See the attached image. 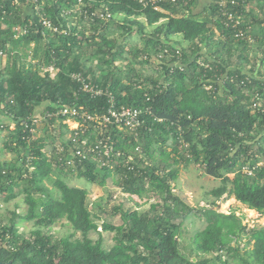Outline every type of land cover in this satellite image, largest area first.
I'll list each match as a JSON object with an SVG mask.
<instances>
[{
    "label": "trees",
    "instance_id": "trees-1",
    "mask_svg": "<svg viewBox=\"0 0 264 264\" xmlns=\"http://www.w3.org/2000/svg\"><path fill=\"white\" fill-rule=\"evenodd\" d=\"M36 1L47 19L61 28L69 26L70 32L42 36L43 29L29 26L24 38L14 40L15 28L27 26L31 18L36 22L37 17L29 0H0V11L6 12L0 14L5 25L0 30V47L13 53L5 63L0 59V126L8 131L4 148L11 153L10 161H0V195L5 204L23 195L26 206L24 214L12 211L9 220L0 216V262L228 264L222 259L224 253L235 264H264V227L246 228L234 213L192 208L171 188L178 177L174 165H199L204 175L219 181L208 192L214 199L212 206L226 195L264 219V80L243 68L254 47L261 49L260 62H264V0H236L234 6L227 1L225 9L234 20L240 17L237 28L245 35L239 39L232 27H224L218 0H211L202 11L195 8L199 0L165 3L161 11L143 8L136 0H83L93 11L108 12L111 19L107 22H73L63 17L61 11L76 0ZM249 5L255 11L248 10ZM113 26L122 37L138 34L142 48L126 51L124 43L109 42L104 34ZM147 27L152 31L147 32ZM214 31L220 37L217 43L212 42ZM213 46L216 49L211 52ZM117 62L125 63L124 68ZM141 66H152L154 74H143ZM49 67L55 73L44 70ZM73 72L109 92L117 108L149 106L152 110L153 118L145 117L136 139L115 129L110 133L115 150L122 153L112 168L99 167L92 160L75 162L71 168L53 152L47 156L48 142L67 146L64 135L69 131L62 123L66 118L43 122L35 135L25 128L37 110L76 105L90 114H101L106 109L105 97L90 99L76 92L78 87L69 78ZM39 128L44 135L39 136ZM95 136L90 127L86 137L92 141ZM167 141L174 155L171 164L167 163ZM155 151L160 159L153 156ZM243 167L251 175L244 174ZM68 176L103 190L109 183L120 191L121 200L115 201L107 191L90 201L85 190L67 185ZM143 194L152 200L138 209L124 198H142ZM191 214L204 218L206 226L194 235L190 248L182 251L181 228ZM16 220L32 222L33 229L28 235L19 233ZM62 220L73 233L55 238L50 228ZM98 228L113 234L109 249ZM77 233L79 238H75ZM91 233L98 235L96 240L90 238ZM242 235L252 243L243 254L231 244Z\"/></svg>",
    "mask_w": 264,
    "mask_h": 264
},
{
    "label": "built area",
    "instance_id": "built-area-1",
    "mask_svg": "<svg viewBox=\"0 0 264 264\" xmlns=\"http://www.w3.org/2000/svg\"><path fill=\"white\" fill-rule=\"evenodd\" d=\"M33 6V12L37 17V21L34 18L28 19L27 26L16 27L12 37L14 40L24 38L28 34V27L34 26V28H41L42 36L45 33L50 35H63L67 36L70 32L69 26L67 28H61L54 25L42 11H40L36 0H29ZM192 0H136L143 8L150 7L154 11H161L160 6L162 4H187ZM227 1L230 5H235L236 0H218L219 12L224 18L223 25L225 28L232 27L235 30L234 37L236 39L243 38L245 34L237 27L240 24V17L234 20V16L231 12L225 9ZM211 2V0H210ZM13 5H17L14 1ZM62 16L71 18L73 22L80 19L89 22L104 21L107 22L111 19V15L106 11L91 10L87 7L83 0H76L75 5L69 6L61 11ZM0 14L5 16L6 12L1 10ZM3 17L0 21V30L5 28L3 24ZM250 30L248 28L247 32ZM248 41L250 38L248 37ZM8 47L1 49L0 47V59L3 61L7 56H11L13 53H7ZM180 57L179 51H176V58ZM29 59V58H28ZM179 66V63L174 64ZM50 74L55 73L53 67L44 69ZM71 81L77 85V93L87 95L90 99L99 97H105L107 107L101 113H89L82 107L76 105H62L56 106L54 111H43L40 114H35L31 120L30 125H25L28 128V133L31 135L37 134V127L41 126L43 122L55 119L58 117L66 118L62 123L67 126L69 133H67L66 140L68 141L67 146L57 144L51 152L57 157L58 161L65 164L67 167L74 168L75 162H83L86 160H92L98 164L99 167L112 168L117 160L122 158V153L115 150L114 143L111 138V132L115 129L118 132H124L132 135L134 139L138 136V131L143 128L146 124L145 117L153 118L152 110L149 106L144 109L131 108V107H116L114 97L107 91L103 90L100 86L92 83L81 73L73 72L69 75ZM234 78L230 79L233 82ZM210 86L206 87L209 89ZM149 97L146 96V102H149ZM255 107V105H254ZM2 109V107H0ZM92 127L96 132L94 140H90L86 137L88 129ZM3 126H0V130ZM34 138V137H33ZM69 153V158H63V153ZM137 152V149H135ZM46 153V152H45ZM48 156V155H47ZM242 172L246 175H251V170L248 167H243Z\"/></svg>",
    "mask_w": 264,
    "mask_h": 264
},
{
    "label": "rangeland",
    "instance_id": "rangeland-1",
    "mask_svg": "<svg viewBox=\"0 0 264 264\" xmlns=\"http://www.w3.org/2000/svg\"><path fill=\"white\" fill-rule=\"evenodd\" d=\"M247 9L248 10L252 9L255 11V6L249 5L247 6ZM117 19L121 20L122 16H118ZM249 22H252V20L249 19ZM146 31L151 32L152 28L147 27ZM104 35L109 42L124 43L126 51L139 49L142 48L143 46V42L140 36H138V34L134 33L131 36L122 37L124 35L122 34V32H120V30L116 26L110 27L105 32ZM219 40H220L219 34L215 32L212 42L217 43L219 42ZM182 46L184 48L188 47L186 43H183ZM254 48L255 49L249 52L248 55L249 57L247 61L243 63V68L244 71L252 73V75L254 76L257 75L256 77H259L261 80H264V62L263 64L260 62L261 58L263 57L262 52L260 48L257 47ZM211 49H212L211 52H214L216 46L211 47ZM186 51L189 53L190 50L186 49ZM202 52L204 53L205 50L202 49ZM128 57L129 59H131V56ZM6 60L7 58L3 60V63H5ZM234 63L236 62L233 60L232 65ZM94 65H95L94 63L91 64L92 67H94ZM115 65H120L121 68H124L125 63L117 62L115 63ZM139 70L146 75L154 74V69L152 68V66H141ZM38 133L39 136L40 134L41 136L44 135L41 130ZM66 138H67V134L65 133L64 139ZM57 144L60 143L57 142L55 144H52V142H48L45 148V152L48 156H50V154L52 153L51 150ZM165 150L170 153L167 163L171 164L172 162L171 159L174 156L173 153H171V141H167L165 145ZM153 156L155 158L160 159V155L158 151H155ZM8 157L10 158V155H6V158ZM174 168L178 169V177L174 182L171 183L172 192L175 195L179 196L188 206L192 208H212L216 210L218 213H222L225 215L229 213H234L236 216H240L242 218V224L245 225L246 228L264 227V222H263L264 219L261 218V216L257 212L248 210L245 206L239 204L234 200V198L230 196L226 197V195H224L222 198H220L218 201L215 202L216 204L215 206H212L211 203L214 201V199L208 195V192L218 187L219 181L204 175L203 168L201 166L195 164L187 165L184 164L183 162H179L178 164L174 165ZM229 177L231 178L232 176L229 175ZM65 181L67 182V185L69 187L85 190L87 192V196L90 201H93L99 197H104L107 191H109L112 194V199H114L115 201L121 200L118 198L120 196V191L116 188H113L112 185L109 183L106 187L107 189L103 190L99 187L91 185L90 183L86 182L83 179H76L75 177L72 176H68L67 178H65ZM45 184L49 189H51L54 192L56 196L58 195V192L53 188L51 182L46 181ZM23 197H24L23 195H20L16 199L5 204L2 202L3 195H0V216L3 219L5 218L9 220L11 217L10 213L14 210L16 211L17 214H24L26 210V206L22 201ZM124 198H126L127 202L134 209L141 208L152 200L146 194H143L142 198L136 197L135 199L132 200L129 199L127 195H125ZM16 222H18L17 229L19 233L28 235L29 232L33 229L32 222H23L18 220H16ZM205 226H206V222L204 218H202L197 214L189 215L186 218L181 228L180 249L182 251L188 250L190 248L191 241L194 235L197 232L201 231ZM98 232L101 233L104 247L109 249L113 245V241H112L113 234L102 232L101 228H98ZM49 233L52 234L55 238H62L72 234L73 231L71 229L70 224L62 220L54 224L50 228ZM89 236L93 240H96L98 237L96 233H91ZM79 237L80 235L77 233L75 235V238H79ZM231 244L234 247H239L240 252L242 254L245 253L246 251L251 250L252 248V243H247V238L244 235L232 241ZM221 255L223 260H228V264H235L234 261H232V259H227L224 253H222Z\"/></svg>",
    "mask_w": 264,
    "mask_h": 264
},
{
    "label": "crops",
    "instance_id": "crops-1",
    "mask_svg": "<svg viewBox=\"0 0 264 264\" xmlns=\"http://www.w3.org/2000/svg\"><path fill=\"white\" fill-rule=\"evenodd\" d=\"M210 2V0H199L198 5L195 7L197 8L199 11H202L205 7H207V4ZM202 54H205V52H201ZM204 56V55H203ZM41 111L37 110L36 114H40ZM3 123L5 124H9L8 121H4ZM9 126V125H8ZM13 127L9 126V130H12ZM6 132V133H5ZM7 135H8V131H6L5 128L0 130V161H10L11 160V153H9L7 150H5L4 148V144L7 141ZM6 155H10V158H6Z\"/></svg>",
    "mask_w": 264,
    "mask_h": 264
},
{
    "label": "water",
    "instance_id": "water-1",
    "mask_svg": "<svg viewBox=\"0 0 264 264\" xmlns=\"http://www.w3.org/2000/svg\"><path fill=\"white\" fill-rule=\"evenodd\" d=\"M192 261H195V259H192ZM0 264H10V262H8V263H2V262H0Z\"/></svg>",
    "mask_w": 264,
    "mask_h": 264
},
{
    "label": "bare ground",
    "instance_id": "bare-ground-1",
    "mask_svg": "<svg viewBox=\"0 0 264 264\" xmlns=\"http://www.w3.org/2000/svg\"><path fill=\"white\" fill-rule=\"evenodd\" d=\"M264 222V221H263Z\"/></svg>",
    "mask_w": 264,
    "mask_h": 264
}]
</instances>
